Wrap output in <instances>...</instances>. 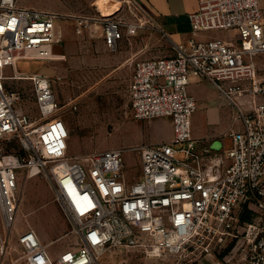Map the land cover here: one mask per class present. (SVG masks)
<instances>
[{"label":"built area","instance_id":"2783aa9c","mask_svg":"<svg viewBox=\"0 0 264 264\" xmlns=\"http://www.w3.org/2000/svg\"><path fill=\"white\" fill-rule=\"evenodd\" d=\"M198 1V11L189 15L193 35L235 31L237 39L193 38L175 45L173 57L137 62L128 89L131 114L136 121L171 119L173 138L134 149L141 156V176L132 180L124 149L70 156V129L57 115L51 80L15 73L19 60L54 58L61 15L21 0H0V147L16 140L25 151L0 154V259L10 255L25 171L49 181L56 202L75 223L78 248L54 258L29 228L18 236L22 256L14 264H95L99 255L135 246L150 257L189 258L200 248V254H210L211 244H198L234 229L243 204L264 221V81L255 62L264 56V10L260 0ZM102 22L111 52L140 29L119 18ZM8 70L15 76H7ZM15 78L31 81L40 124L18 110L20 94L7 88ZM195 80L214 86L239 110V129L229 132L231 148L214 151L193 137ZM252 235L247 250L237 245L220 264H264V225Z\"/></svg>","mask_w":264,"mask_h":264},{"label":"rangeland","instance_id":"374dc122","mask_svg":"<svg viewBox=\"0 0 264 264\" xmlns=\"http://www.w3.org/2000/svg\"><path fill=\"white\" fill-rule=\"evenodd\" d=\"M21 3L61 15L59 23L65 36L59 47L64 57L45 62L48 69L40 74L51 80L60 106L57 115L71 121L69 155L85 157L94 152L124 149L125 172L132 180L138 179L141 176V156L134 149L166 142L162 135L155 142L150 141L153 139L148 136L153 125H161L165 118L136 121L130 110L129 83L138 61L173 57L175 44L147 22L139 9L140 5L128 0H21ZM110 18L135 23L140 28L136 35H126L116 52L108 50L104 43L102 20ZM42 66V62L22 60L18 69L29 75ZM260 79L264 81V73H260ZM201 87L204 92H199L200 99L194 93L199 103L195 113L199 117L198 122L201 123L203 116L207 115L209 126L205 127L214 133L211 141H217L212 146L214 151H221L223 145L230 148L228 132L239 129V110L231 99L213 86L202 83ZM7 88L20 94L18 110L40 124L31 81L11 79L7 81ZM217 106L222 108L223 121L219 120V113L215 110ZM0 148V154L25 155L23 147L16 140L5 142ZM19 193L21 203L10 239V255L0 259V264H14L21 258L18 236L29 228L36 231L54 258L78 248L75 223L61 210L45 176L30 177L28 171L23 172L20 175ZM248 212L252 213L249 222L244 220ZM235 217L238 222L234 229H228L223 236L212 235L204 243L198 244L202 247L211 244L213 251L210 254H200V248L189 258L150 257L142 247L135 246L99 255L95 264H220L237 245L242 247V251L247 250L249 241L253 240L252 234L264 225L263 214L251 210L247 204L236 210ZM231 245L233 247L227 251ZM196 258L197 261L194 260Z\"/></svg>","mask_w":264,"mask_h":264},{"label":"crops","instance_id":"0c3cea01","mask_svg":"<svg viewBox=\"0 0 264 264\" xmlns=\"http://www.w3.org/2000/svg\"><path fill=\"white\" fill-rule=\"evenodd\" d=\"M137 3H139L143 8L146 9L148 14L157 21L158 24H160L162 28L163 36L168 38L172 43L175 45H180L182 43H187L189 40L196 38L199 41H209L214 38L218 39H223L225 41H231L237 39V33L235 31H228V32H213V33H201L198 35H193L192 28L189 22V15L192 13H195L199 9V1L198 0H136ZM261 6L264 10V0H260ZM62 28L60 27L59 23V29H58V42L53 46L52 52L54 58H63L64 53L61 51V48L59 47V44L64 38V30H61ZM61 30V31H60ZM53 58V59H54ZM22 60H19L16 65V74H21V73H26L27 72H21L18 69V65ZM35 62H42L43 66L41 69L35 71L34 73H29V75L32 74H40L42 71L48 69V64L45 62L47 61H39V60H33ZM255 62L258 65L259 72L264 73V56L262 57H257L255 59ZM12 70H8L7 74H15ZM41 75V74H40ZM14 76V75H13ZM11 77V76H9ZM202 83H207L206 81H201V80H195L192 85L190 86V92L191 94L195 97L194 93L197 94V97H199L201 94L199 92L203 93V89L201 87ZM212 86L211 84H209ZM214 87V86H213ZM215 88V87H214ZM196 99V97H195ZM197 100V99H196ZM198 102V100H197ZM199 104V103H198ZM216 111H218L219 116H220V121H223L225 118L222 117L223 112L222 108L220 106H217L215 108ZM195 115V114H194ZM204 118L202 119V122L199 123V117L196 115L193 116L192 119V135L195 139L200 140L202 143L208 146L214 145L215 142L217 141H211L212 140V135L214 133L210 132L209 130L206 129L205 126H209V121L207 115L203 116ZM168 118H165V120ZM161 123V125H153V129L151 130L150 133H148L149 137H152L153 140H150L152 142H155L158 139L160 135L164 137L166 142H169L173 138V123L171 119L168 121H165ZM66 123L71 130V121L66 120ZM205 124V125H204ZM240 126L237 123V128ZM209 129V128H208ZM230 132V131H229ZM228 132V135H229ZM157 135V137H156ZM147 141V137H146ZM225 141V140H224ZM231 141V138H230ZM145 142V141H144ZM225 145H223L224 148ZM232 146V142H231ZM231 148V147H230ZM225 149H229L225 147Z\"/></svg>","mask_w":264,"mask_h":264},{"label":"trees","instance_id":"16d2710c","mask_svg":"<svg viewBox=\"0 0 264 264\" xmlns=\"http://www.w3.org/2000/svg\"><path fill=\"white\" fill-rule=\"evenodd\" d=\"M251 215H252V213L251 212H248V215H247V217L244 219L245 221H251L252 219H251ZM233 247V245H231L228 249H227V251H229V250H231V248Z\"/></svg>","mask_w":264,"mask_h":264},{"label":"bare ground","instance_id":"6f19581e","mask_svg":"<svg viewBox=\"0 0 264 264\" xmlns=\"http://www.w3.org/2000/svg\"><path fill=\"white\" fill-rule=\"evenodd\" d=\"M34 175L30 176V177H33Z\"/></svg>","mask_w":264,"mask_h":264}]
</instances>
